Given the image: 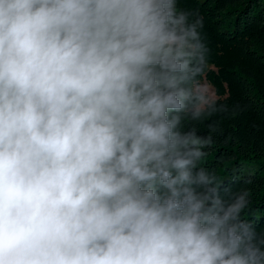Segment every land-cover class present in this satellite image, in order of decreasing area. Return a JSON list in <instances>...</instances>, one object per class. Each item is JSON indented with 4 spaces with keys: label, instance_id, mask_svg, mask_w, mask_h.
Returning a JSON list of instances; mask_svg holds the SVG:
<instances>
[{
    "label": "clouds",
    "instance_id": "9594fccd",
    "mask_svg": "<svg viewBox=\"0 0 264 264\" xmlns=\"http://www.w3.org/2000/svg\"><path fill=\"white\" fill-rule=\"evenodd\" d=\"M190 15L0 0V264H264L250 191L223 188L187 126L223 110Z\"/></svg>",
    "mask_w": 264,
    "mask_h": 264
},
{
    "label": "trees",
    "instance_id": "16d2710c",
    "mask_svg": "<svg viewBox=\"0 0 264 264\" xmlns=\"http://www.w3.org/2000/svg\"><path fill=\"white\" fill-rule=\"evenodd\" d=\"M178 7L190 22L203 18L208 52L197 84H211L223 106L187 125L212 138L201 163L217 171L223 188L250 191L242 219L264 233V0H178Z\"/></svg>",
    "mask_w": 264,
    "mask_h": 264
},
{
    "label": "rangeland",
    "instance_id": "374dc122",
    "mask_svg": "<svg viewBox=\"0 0 264 264\" xmlns=\"http://www.w3.org/2000/svg\"><path fill=\"white\" fill-rule=\"evenodd\" d=\"M198 85H200V86L206 88L207 90H209L213 100L217 99V95L215 93L214 87L211 84H209L206 80L198 83Z\"/></svg>",
    "mask_w": 264,
    "mask_h": 264
}]
</instances>
